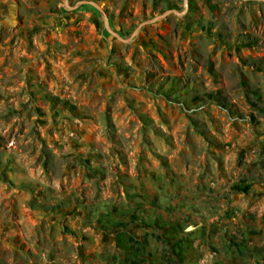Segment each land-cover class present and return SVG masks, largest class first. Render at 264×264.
<instances>
[{
	"label": "rangeland",
	"instance_id": "obj_1",
	"mask_svg": "<svg viewBox=\"0 0 264 264\" xmlns=\"http://www.w3.org/2000/svg\"><path fill=\"white\" fill-rule=\"evenodd\" d=\"M93 1L0 0V264H264V0Z\"/></svg>",
	"mask_w": 264,
	"mask_h": 264
},
{
	"label": "clouds",
	"instance_id": "obj_2",
	"mask_svg": "<svg viewBox=\"0 0 264 264\" xmlns=\"http://www.w3.org/2000/svg\"><path fill=\"white\" fill-rule=\"evenodd\" d=\"M227 7H230V5L229 4L226 5V8ZM128 62L130 64L132 62L130 57H129ZM97 99H98V103H99V110H101L107 106L103 93H101ZM129 135H131V134H129ZM28 143H31V142L29 141ZM15 147H16L15 142H13L12 144L9 145L10 149H13ZM107 151H108V149L105 148L106 153H107ZM136 151H138V149L132 150L131 154H130L131 168L129 169V173L133 176H135V174H136V163H137V161L135 159ZM179 151H180V143L178 141L176 152L178 153ZM38 154L39 153L37 152V155ZM57 155H59V154H57ZM19 159L24 162V168L27 169V175L30 179L37 181L39 184L43 185L44 187H51L56 193H60V188H61L60 179L59 178L53 179L51 181V183H49V180L45 175L43 167L42 166L33 167V165L35 164V157H33V156L30 157L28 152H24L22 154H19ZM201 159H203V157H201ZM153 162L157 163V165L159 164L158 161L153 160ZM110 182H111V178H109V183ZM210 258L215 259V254L209 253L208 257H204V261H207ZM72 259L73 260L76 259L74 253L72 254Z\"/></svg>",
	"mask_w": 264,
	"mask_h": 264
},
{
	"label": "water",
	"instance_id": "obj_3",
	"mask_svg": "<svg viewBox=\"0 0 264 264\" xmlns=\"http://www.w3.org/2000/svg\"><path fill=\"white\" fill-rule=\"evenodd\" d=\"M83 4H87V5H90V6L95 7L96 9H98V10L102 13L103 17H105L104 11L101 9V7H100L97 3H96L95 1H93V0H79V1H76V2H75L73 5H71V6L66 5V0H63V5H64V7H65L66 9H75L78 5H83ZM104 27H105V29H106L107 31L113 33L112 30L107 26V24H106V19H104ZM114 34H115V33H114ZM115 35L117 36V34H115ZM189 229H191L190 226L187 227V230H189Z\"/></svg>",
	"mask_w": 264,
	"mask_h": 264
},
{
	"label": "trees",
	"instance_id": "obj_4",
	"mask_svg": "<svg viewBox=\"0 0 264 264\" xmlns=\"http://www.w3.org/2000/svg\"><path fill=\"white\" fill-rule=\"evenodd\" d=\"M260 60H263L264 61V57L250 59L249 60V65L252 66V67H254L255 69H259L260 70L262 68L261 65L259 64V61ZM207 97L208 98H217L218 99V97H215L214 94L213 95L212 94H208Z\"/></svg>",
	"mask_w": 264,
	"mask_h": 264
}]
</instances>
